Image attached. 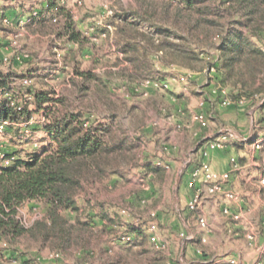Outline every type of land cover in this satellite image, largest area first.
<instances>
[{
  "label": "rangeland",
  "instance_id": "rangeland-1",
  "mask_svg": "<svg viewBox=\"0 0 264 264\" xmlns=\"http://www.w3.org/2000/svg\"><path fill=\"white\" fill-rule=\"evenodd\" d=\"M43 1L0 0V5L7 2L15 5V11H24L23 15H16L13 12V15L8 18L11 23L9 29H3L0 26V69L21 75L31 74L32 78V80H26L28 81L26 83L21 77H17L12 87L16 91L25 90L28 86L51 88L56 97H65V104L61 105L64 110L86 109V113L93 116V119L113 118L112 114H114L121 121V129L124 131L122 135L128 134L125 137L138 143L137 148L126 155L130 157V162L122 166L120 172L113 173L108 180L84 181L77 195L79 204L84 208L81 217L84 219L88 214L94 216L95 213L107 211L117 215L120 221L127 225L140 226L144 232V238L135 237L137 246L132 248L133 252L143 251L142 256L139 257L140 260L138 258L139 263L166 264L168 261H179V251L174 254L170 248H167L165 241L175 243L176 246L181 244L179 233L186 231V226L196 227L199 215L204 214V201L214 202L212 213L220 221H224L221 219L223 207L230 205L234 208L236 204L222 194L213 196L205 193L200 209L188 213V202L182 200L180 196V190L185 191L187 184L183 182V176L189 172L190 166L199 164L198 157L193 155L197 150L196 142L189 137L188 132L194 129L206 133V128L209 130L216 126L219 128L218 121L215 122V126L212 125L211 115L213 117L216 115L212 112L213 110L208 112L210 123L206 127L194 119L195 113L204 107L200 106V99L203 102L210 99L217 101L223 96L228 98L231 104L223 107L222 110L234 104L236 109L242 110L248 121L240 130L237 126L238 120H234L233 114L231 115L232 123L224 124L222 128L227 136L232 137L231 140L246 143V146L242 148L247 154L244 156L245 161L241 162L240 158L238 160L239 167H243L245 171L237 182L240 183L238 189L232 188L238 191L242 198L245 197V191L257 194L256 201L253 200L249 206L258 207L255 210L256 217L259 219L257 232L264 235L262 224V217H264V109L251 106L250 101L247 100H241L245 103L233 101L230 94L233 89L231 84L225 86L226 93L220 92L222 89L216 75L218 72L213 67L220 54L217 48L218 39H212L208 44L203 45L192 34H186L185 39L178 38L174 34L175 28L170 26L165 28L167 31L161 32L154 25L155 21L143 20L131 14L138 10L137 0H59L71 10L76 29L82 33L83 42H70L66 35H63L61 26L40 27L38 24H32L29 27L26 25L30 22L29 18L32 14L42 7ZM155 3L158 8H161V0ZM214 8L223 13V20L229 26L233 19L239 18L238 14L229 12L225 6L215 5ZM124 15L128 16L129 22L137 23L134 29L128 27V23L123 20L126 19L123 18ZM123 28L126 32L130 29L131 34H136L135 38L130 40L143 52V55L140 53L142 59L140 68L127 60L131 53L124 50L125 42L122 40L124 35L121 32ZM149 37L152 40H149ZM165 40L191 53H198L201 61L192 62L179 58L169 47L167 50H159L158 45ZM78 71H92L100 81L85 82ZM159 78L164 84L158 81ZM84 84L91 87L88 92L82 90L81 87ZM198 95H202L200 99ZM238 103L244 106L237 107ZM36 117L40 118L41 115ZM32 124L36 125L35 121ZM19 127L23 129L22 139L18 138V141L14 143L1 135L0 141L6 149H23V155H25L27 151H32L39 146L42 139L41 131H37L32 136L26 132L24 123ZM241 137H245L246 141L244 138H242L243 141H239L238 138ZM229 145H234L236 152H240L241 149L234 141L232 144L223 143L221 148ZM156 159H166L169 163V168L166 167L165 179L155 177L151 172L146 171L145 164ZM194 167L195 165L192 166V170ZM209 196L212 198H208ZM153 213L157 216H152ZM46 214L47 205L41 200L26 202L19 209V217L27 228L44 218ZM64 214L70 220L76 217L73 212ZM181 220L185 221L186 226ZM153 221L158 225L160 243L161 246L165 244V248L161 246L158 248L150 241L148 227ZM165 221L172 226L165 225ZM167 228L172 234L170 238L165 236L168 235ZM239 240L243 242L244 237L240 236ZM100 242L99 247L103 250L108 244L106 245L102 240ZM110 242L115 252L127 247H120V244L114 245L113 241ZM122 242L123 245H129L126 241L122 240ZM9 251L8 256L14 257L16 253L19 257L13 264L35 262L79 264L80 261L89 264H106L107 259V256L79 257L74 249H69L59 252L63 255L60 260H52L51 255L59 251L55 240H42L34 236L23 237ZM185 261L184 258V263ZM134 263L138 264V262Z\"/></svg>",
  "mask_w": 264,
  "mask_h": 264
},
{
  "label": "trees",
  "instance_id": "trees-1",
  "mask_svg": "<svg viewBox=\"0 0 264 264\" xmlns=\"http://www.w3.org/2000/svg\"><path fill=\"white\" fill-rule=\"evenodd\" d=\"M137 1L138 10L131 14L155 21L154 25L161 32L170 26L175 28L174 34L178 38L185 39L186 34H192L203 45L218 39L220 54L213 67L217 69L221 89L231 84L233 101L247 100L251 106L264 109V0H161V8L157 7V0ZM215 5L225 6L239 18L233 19L229 26ZM15 10V5L10 3L0 5V26L3 29L11 26L4 20L13 12L23 15L24 11ZM124 17L128 27L134 29L137 23L129 22L126 15ZM29 20L26 23L29 27L32 24L61 26L68 41L83 42L71 10L59 0H44L42 7ZM121 32L124 50L131 53L127 60L140 68V53L143 55V52L130 40L136 34H131L130 29L126 32L125 28ZM168 47L179 58L201 61L198 53H191L166 40L158 45L159 50H167ZM78 74L85 82L100 81L92 71H78ZM30 76L0 69V126L7 123L0 136L4 135L14 143L18 138L22 139L23 129L19 127L22 123L27 133L33 136L41 131L42 136L39 146L25 155L23 149H6L0 141V264L17 262L19 257L16 253L14 257L7 253L26 236L54 239L59 248L57 252L74 249L79 257L107 256L106 264H142L139 257L143 251H132L137 246L135 237L144 238L140 226L127 225L107 211L94 216L88 214L83 219L84 208L77 200L84 181L108 180L113 173L120 172V168L130 162L126 155L135 150L138 143L125 137L128 134L122 135L121 121L114 114L113 118L93 119L86 109L64 110L61 105L64 106L65 97H56L51 88L28 86L25 90L16 91L12 87L17 77L26 81L32 80ZM158 81L162 82V79ZM81 88L88 92L91 87L84 84ZM91 105L94 106L93 103ZM38 115L41 117L37 118ZM34 121L36 125L32 124ZM200 142L207 141L201 139ZM236 145L241 150L244 147ZM145 168L147 173L165 179V166L149 161ZM34 200L46 203L47 214L27 228L19 217V209L24 203ZM65 212L75 213V219L67 218ZM127 235H133V239L127 241L130 246L115 252L110 241H124ZM100 240L108 244L103 250L99 247ZM133 243L135 245L132 246ZM199 247L206 256L204 244Z\"/></svg>",
  "mask_w": 264,
  "mask_h": 264
},
{
  "label": "crops",
  "instance_id": "crops-1",
  "mask_svg": "<svg viewBox=\"0 0 264 264\" xmlns=\"http://www.w3.org/2000/svg\"><path fill=\"white\" fill-rule=\"evenodd\" d=\"M186 90V88H185ZM206 92L205 90H203ZM201 91V93L203 92ZM222 93V91H220ZM202 95H198L197 97L200 99ZM217 99V98H216ZM215 99V100H216ZM223 99V96L218 98L217 101H213L210 99V101L203 102L202 99H200V106H204L203 110L205 112H215V116L213 117L211 115L212 125H216L215 122H217L219 125L216 127H213L212 129L206 128V133H201L199 131H195L194 129L190 130L189 137L191 139H194L196 142L197 150L193 153V155L198 157L199 164L202 161L210 162L211 168L214 172L221 173L226 172L230 170L233 166L232 160L235 158L237 161L241 159L245 160L244 156H247L245 152H243V149L236 152L235 146H226L224 148H216V149H210L208 150L207 154H205L206 146L208 145L209 141L214 140H225L223 143L229 144V142L232 144V142H236L234 139L231 140L232 137L227 136V133H224L222 131L223 125L232 123L231 121V115H233L234 120H238V128L241 130L244 128L246 123L248 122L245 116L242 113V110L236 109V105L232 104L230 108L226 110H222L224 106L221 105V100ZM242 102V101H241ZM245 103V102H242ZM247 105V104H246ZM244 105H241L240 103L237 104V107H243ZM232 107V108H231ZM199 111V110H198ZM212 114V113H211ZM252 120V118H251ZM210 123V122H209ZM236 123V121H234ZM241 123V125H240ZM243 125V126H242ZM210 126V125H209ZM209 130V131H208ZM236 135V134H235ZM233 136V135H232ZM234 137V136H233ZM241 137L238 138L239 141H243ZM206 140L207 142L202 143L200 140ZM246 146V143H237ZM169 152V151H168ZM170 153V152H169ZM234 156V157H233ZM242 156V157H240ZM166 160V159H165ZM164 159H156V161H152L156 165H163L167 168H169V163ZM196 164H193L194 166ZM192 166H190L188 169L189 172H187L183 176V182L186 184V190L183 189L180 190V196L182 200L188 202L189 198L192 194V189L189 187V182L191 180V170ZM245 171V170H244ZM243 167H239L238 170H236L231 179L230 186L238 189L240 183H237L238 180L243 176ZM239 184V185H238ZM244 198L243 201L239 204L236 203L234 205V210L241 211L242 212V218L240 220H235L233 217L229 215H224L221 212V219L224 221H220L212 212L214 210V202L209 203L207 200L204 201V214L203 215L210 226V230L208 232L204 231L200 225L199 221L197 222L196 227H190L185 225V219L181 220L184 221V225L186 226V232L188 234L193 235L194 239L188 240L185 238H181V244L180 245H174L175 243H171L168 241V243L165 241L167 248L171 249L172 252L175 254L176 251H179V261L173 262L168 261L166 264H208V261L213 258H217L222 262L227 261L229 258L237 257L242 264H252L261 253L264 252V235L259 234L257 232V224L259 219L256 217V209L257 206L250 207L249 203H251L253 200L256 201V198L258 197L257 194L250 193L249 191L244 192ZM208 198H212V196H209ZM248 205V206H246ZM189 213V210H187ZM188 215V214H186ZM199 215V216H200ZM213 215L215 217H213ZM188 220L189 217H188ZM227 220V221H226ZM98 223H101L100 219L97 220ZM165 225H170L171 223H168L167 221L164 222ZM262 224L264 225V217H262ZM172 226V224H171ZM168 229V228H167ZM178 230V229H177ZM165 231V228H164ZM252 233L254 235V239L251 241L248 239V234ZM177 234V233H176ZM168 238L172 237V234L170 233V229H168V235H165ZM180 236V233H179ZM244 237V240H239V237ZM203 238H206V242L204 243L202 241ZM118 245L120 244V247H128L129 245H123L124 243L122 241H117ZM236 242V243H235ZM241 242V243H240ZM260 243V244H259ZM165 244L160 243L161 247L165 248ZM204 244L206 249V256L203 254L198 253V249L200 248L199 245ZM184 258L186 259V263H184Z\"/></svg>",
  "mask_w": 264,
  "mask_h": 264
},
{
  "label": "built area",
  "instance_id": "built-area-1",
  "mask_svg": "<svg viewBox=\"0 0 264 264\" xmlns=\"http://www.w3.org/2000/svg\"><path fill=\"white\" fill-rule=\"evenodd\" d=\"M4 21L10 22L8 18L5 19ZM212 70H214V68H212ZM27 82L28 81H26V83ZM161 83H163V81ZM222 92L226 93V90L222 89ZM230 104L231 101L228 98H223L221 101V105L224 107L229 106ZM194 119L197 120L203 127H206L209 123L208 113L205 112L203 109L195 113ZM4 125H7V123H4ZM4 125L0 126V131H3ZM244 140L246 141V138H244ZM222 144H223L222 140L209 141L208 145L206 146L205 154H207L208 150L210 149L221 148ZM238 169H239V163L235 158L233 159L232 168L226 172H221V173L214 172L211 168L210 162L207 161H202L200 164L195 165L191 173V180L189 182V187L192 189V194L187 203L188 210L190 212L198 211L203 202V196L205 193H208L209 195H213V196L217 194H222L226 197V199H228L233 203L242 202L243 198L241 197L240 193L234 190L230 186L232 175ZM223 213L225 215H229L233 217L235 220H240L242 218V212L234 210V208L230 205H225L223 207ZM152 215L156 216V213H153ZM198 221L200 227L204 231L208 232L210 230L209 223L203 215L199 216ZM148 234L150 241H152L156 245V247L159 248L161 237L156 222L153 221L150 223L148 227ZM180 237L188 240L194 239L193 235L188 234L186 231H181ZM254 238L255 237L252 233L248 234L249 240L252 241ZM123 239L126 242L131 241L133 239V235H127ZM206 240H207L206 238L202 239L204 243L206 242ZM113 244L114 245L117 244L116 239L113 240ZM198 253L203 254L202 249L199 248ZM62 256L63 255L61 253L56 252L51 255V259L60 260ZM33 264H39V263L35 262ZM79 264H89V263L81 262ZM208 264H242V263L237 257H232L225 262H222L217 258H213L208 261ZM252 264H264V252L261 253L259 258H257V260H255Z\"/></svg>",
  "mask_w": 264,
  "mask_h": 264
}]
</instances>
